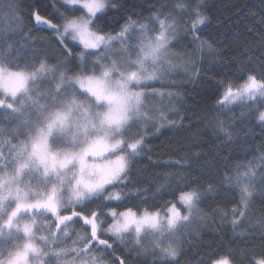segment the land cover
<instances>
[{"label":"snow or ice","instance_id":"obj_1","mask_svg":"<svg viewBox=\"0 0 264 264\" xmlns=\"http://www.w3.org/2000/svg\"><path fill=\"white\" fill-rule=\"evenodd\" d=\"M19 7L0 0L8 22L0 30V264H127L114 245L135 252L141 264L149 257L151 264H181L185 240L197 231L190 226L208 219L200 205L217 191L214 182L204 188L177 171L165 175L157 196L133 187L130 173L150 136L176 126L169 117L178 114L182 93L174 80L165 82L176 59L189 81L214 72L204 64L205 51L215 50L201 35L210 23L204 0H175L171 11L152 10L143 20L123 0H61L59 22L37 7L29 19L54 34L63 56L56 63L30 42ZM181 33L193 46L187 59L172 51ZM216 75L207 76L214 111L246 108L245 119L254 117L264 134V64L235 79ZM231 127L215 117L214 129L229 141ZM162 166L191 168L183 157ZM221 186L238 198L213 219L237 238H259L243 259L264 264V216L250 215L264 197V150L226 167ZM196 264L237 261L232 250H216L197 253Z\"/></svg>","mask_w":264,"mask_h":264},{"label":"trees","instance_id":"obj_2","mask_svg":"<svg viewBox=\"0 0 264 264\" xmlns=\"http://www.w3.org/2000/svg\"><path fill=\"white\" fill-rule=\"evenodd\" d=\"M129 12L136 14L135 18L143 20L152 14V10L171 11L175 0H123ZM205 11L210 17L209 25L204 29L202 38L213 42L214 51L204 53L205 66L211 65L213 73L202 74L199 82L189 81L184 67L179 59H176L177 67L165 80H174L178 86L175 91L182 96L175 102L174 111L178 114H170V119L176 121V126H165L154 136H150L147 149L137 158L131 168L130 178L133 187L150 188L152 193L160 184L164 183L166 174L181 172L187 177V181L199 179L204 188L208 183L214 182L216 192L207 195L200 205L201 210L207 214V221L190 226L197 229L185 240L184 255L181 264H196V254L208 251L232 250L237 264H244L243 252L248 243H254L257 247L262 243L259 238L247 241L237 238L230 228L224 225L219 217H214V210L230 209L238 198L236 193H227L222 188V173L227 169H233L238 163H247L259 154L264 145V134L254 117L245 119L248 109L234 107L233 111H214L215 100L210 94V89L215 85L207 79L208 75H216L217 79L231 77L235 79L243 70L249 68L259 70L264 64V0H204ZM20 6L19 11L23 15V31H31L30 42H35L49 58L50 63L63 60L60 48L57 45L54 34L51 31L37 30L29 19V14L35 8H39L41 15L59 22V14L64 12L61 0H16ZM167 7H164V6ZM123 13H109L110 16L119 17ZM123 23V20H119ZM8 22L0 16V30H6ZM14 27V26H13ZM118 30V25H116ZM21 43L24 40L20 37ZM189 39L183 37V33L173 42L172 51L184 56L192 54L193 46ZM199 63V54H196ZM157 87H160L157 84ZM244 114V115H242ZM232 125V139L229 141L223 133L214 129L215 117ZM211 122V123H210ZM9 127V125H4ZM185 158L191 168L173 169L163 167L167 162ZM199 157V158H197ZM186 181V182H187ZM151 194V193H150ZM159 196V193H156ZM170 197H165L169 199ZM163 201L157 200V203ZM93 207H96L93 205ZM253 220L264 216V197L257 198L250 213ZM79 230V226H76ZM75 239V236H72ZM125 243L132 246L131 241ZM71 239L62 246H70ZM117 247L116 255L126 259L127 264H141V257L135 252L129 253L126 249L121 251L122 245ZM145 264H151V258H147Z\"/></svg>","mask_w":264,"mask_h":264},{"label":"rangeland","instance_id":"obj_3","mask_svg":"<svg viewBox=\"0 0 264 264\" xmlns=\"http://www.w3.org/2000/svg\"><path fill=\"white\" fill-rule=\"evenodd\" d=\"M172 73H173V72H172ZM172 73H170V74H172ZM170 74H169V75H170ZM169 75H168V76H169ZM168 76L165 77V80H167Z\"/></svg>","mask_w":264,"mask_h":264}]
</instances>
